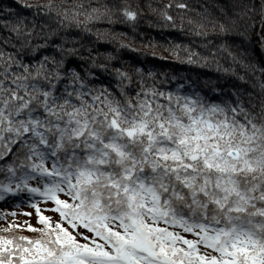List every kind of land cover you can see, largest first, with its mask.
<instances>
[{"label":"snow or ice","instance_id":"obj_1","mask_svg":"<svg viewBox=\"0 0 264 264\" xmlns=\"http://www.w3.org/2000/svg\"><path fill=\"white\" fill-rule=\"evenodd\" d=\"M15 4L0 0V196L38 194L59 218L30 201L43 227H26L40 235L0 236V264H264V79L259 94L197 83L166 91L134 67V83L67 22L80 28L83 16L91 31L89 21L115 11L134 20L135 10ZM174 6L187 10L181 28L186 20L204 38L206 54L185 46L190 64L215 61L224 73L222 59L244 64L229 37L250 39L256 14L264 50V0H226L219 15ZM172 7L158 12L175 28Z\"/></svg>","mask_w":264,"mask_h":264},{"label":"trees","instance_id":"obj_2","mask_svg":"<svg viewBox=\"0 0 264 264\" xmlns=\"http://www.w3.org/2000/svg\"><path fill=\"white\" fill-rule=\"evenodd\" d=\"M30 2H46V0H30ZM53 2L69 8L75 3H82L85 7L90 4H107L117 8L126 5L137 12L134 20H128L119 11H115L112 20L89 21L88 27L91 31L83 30V16L79 17L80 28L75 27V21L67 22L72 25L68 31L75 35L80 43L84 44L85 47H91L93 52L98 51L102 54L99 60L101 63L109 64V71L113 66L122 67L129 73H133L134 67L153 71L157 74L155 80L158 82L157 86L166 91L175 89L177 85H180L184 90L189 87L190 83H197L200 90L210 89L213 84L217 86L239 85L244 90L259 94V85L256 84V81L258 77L264 79V73L253 74L251 69L246 66L249 63H254L258 67H264V50L261 49L260 41L257 39V32L260 27L258 14H256V25L250 29V39H244L238 32L229 37V42L234 44L233 51L237 53L240 60L244 61V64H241L239 60L233 64L227 58L222 59L221 67H230V71L224 73L217 68L215 61L211 63V66H208L203 61L190 64L185 59L187 55L185 46L205 54L206 50L202 48L204 38L190 33L186 20L184 27L181 28L179 14L187 10L178 9L174 6L178 0H53ZM169 2L173 4L169 12L174 17L175 28L170 26L171 22L164 21L158 12L159 7ZM184 2L190 8L198 10L201 5H204L211 13L219 15V7L226 0H184ZM2 3L16 7L15 0H2ZM28 14L25 12V15ZM188 14L193 15L191 12ZM3 18L0 15V19ZM52 24L55 26L56 22L52 21ZM209 33V38H211L210 29ZM217 42L213 41V43ZM175 45H179V48L173 52L172 47ZM107 54H111V59H106ZM241 75L245 76L246 79L240 80ZM173 76L176 77L175 80L172 79ZM132 78L135 83L134 73ZM103 79L105 81L112 79L113 90H116L112 76L105 74ZM6 228H9V225L0 227V236L24 235L15 228L8 229L9 232L3 231Z\"/></svg>","mask_w":264,"mask_h":264},{"label":"rangeland","instance_id":"obj_3","mask_svg":"<svg viewBox=\"0 0 264 264\" xmlns=\"http://www.w3.org/2000/svg\"><path fill=\"white\" fill-rule=\"evenodd\" d=\"M31 183L35 184V181H31ZM33 199L39 204L41 212L44 215L49 216L53 221L59 218L57 213L49 210L48 206L51 202L43 201L38 194H30L27 190H21L0 196V227L18 224L19 227H16L15 229L24 235L33 238L40 235L38 232L31 231L26 227V225L29 224L32 225L33 228L43 227V225L38 222L36 209L32 207L30 202ZM80 231L87 232V230L83 228H81Z\"/></svg>","mask_w":264,"mask_h":264}]
</instances>
